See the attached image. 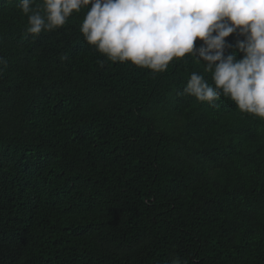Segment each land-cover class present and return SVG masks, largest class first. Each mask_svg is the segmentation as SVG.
Masks as SVG:
<instances>
[{
	"label": "trees",
	"instance_id": "1",
	"mask_svg": "<svg viewBox=\"0 0 264 264\" xmlns=\"http://www.w3.org/2000/svg\"><path fill=\"white\" fill-rule=\"evenodd\" d=\"M86 11L33 36L0 0V264H264V120L185 94L191 56L109 61Z\"/></svg>",
	"mask_w": 264,
	"mask_h": 264
},
{
	"label": "clouds",
	"instance_id": "2",
	"mask_svg": "<svg viewBox=\"0 0 264 264\" xmlns=\"http://www.w3.org/2000/svg\"><path fill=\"white\" fill-rule=\"evenodd\" d=\"M19 6L33 36L62 28L87 9L80 31L113 63L164 73L186 56L202 61L212 83L192 72L185 94L210 105L224 96L241 113L264 120V0H19ZM233 34L243 37L235 46L227 40ZM233 47L242 59L226 54ZM172 264L184 262L177 257Z\"/></svg>",
	"mask_w": 264,
	"mask_h": 264
}]
</instances>
